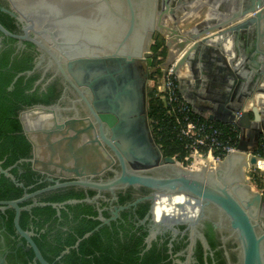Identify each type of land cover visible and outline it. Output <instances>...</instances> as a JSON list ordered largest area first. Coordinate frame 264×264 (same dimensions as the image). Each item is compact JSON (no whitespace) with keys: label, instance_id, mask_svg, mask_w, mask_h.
Instances as JSON below:
<instances>
[{"label":"water","instance_id":"water-1","mask_svg":"<svg viewBox=\"0 0 264 264\" xmlns=\"http://www.w3.org/2000/svg\"><path fill=\"white\" fill-rule=\"evenodd\" d=\"M61 1L66 0L35 2L46 15L41 25L34 16L2 10L21 26V35L0 25L3 37L16 40L19 47L22 42L30 43L39 54L34 69L18 74L8 90L19 77L31 75L46 60V68L55 67L65 87L77 94L79 99L74 103L83 102L94 120L81 118L74 106L72 117H64L62 112L66 110L58 105L35 106L18 115L21 130L33 148L31 167L51 185L16 201L0 202V210H14L15 233L25 241V249L32 250L33 261L48 264L30 239L31 234L20 229L21 210L50 206L59 216V210L67 204H96L101 193H108L115 201L116 191L143 188L158 197L183 195L194 198L197 204L212 205L235 232L240 263L264 264L260 221L264 219V195L247 190L238 176L242 166H255V152L264 143V0H72L96 5L93 20L80 15L63 18L56 5ZM57 22H61V29L49 28ZM61 30L62 36L57 33ZM147 32L152 33L154 41L158 37L163 40L168 51L165 68L173 66L178 93L192 112L200 114L194 97L204 98L203 92H197L199 59L200 69L213 61L222 72L217 77L225 84L211 96L214 109L209 111L208 121L218 120L229 130L236 129L238 144L237 153L225 157L219 169L184 170L172 158L164 157L155 144L146 116L144 63L151 67V53L143 52L142 42ZM238 41L239 49L233 47V52L226 54L224 45ZM225 56L231 58L228 64ZM115 161L119 172L112 169ZM107 172L113 177L101 180ZM0 175L22 186L7 170L0 168ZM63 188L91 190L96 195L83 201H33L26 208L18 206ZM97 211L100 225L83 239L109 224L102 211ZM117 217L114 212L110 220ZM146 244L149 248L150 239ZM67 253L65 250L62 255Z\"/></svg>","mask_w":264,"mask_h":264},{"label":"trees","instance_id":"trees-1","mask_svg":"<svg viewBox=\"0 0 264 264\" xmlns=\"http://www.w3.org/2000/svg\"><path fill=\"white\" fill-rule=\"evenodd\" d=\"M3 7H5V2L0 0V25L12 34L18 33L16 21L1 11ZM17 43L16 40L3 38L4 51L0 52V162H2L3 169L11 168V174L23 185V188L15 186L7 178L0 176V201H14L20 199L25 192L30 195L50 185L47 182H42L43 176L31 167L29 160L32 157V148L22 133L18 115L32 106H51L60 95V86L56 80L52 81L42 92L38 91L40 86L31 91L39 78L36 73L19 77L12 85L11 90L7 91L19 73L32 69L35 58V53L32 50L34 46L27 42H24V48L14 54ZM163 48L164 42L158 37L150 48L152 67H156L158 57L165 58L166 53ZM164 113L163 101L153 98L149 93L148 121L157 122L156 126L151 125L152 138L164 157L172 158L175 154H179L178 160H181L185 155L181 151L182 142L172 134V125L164 118ZM218 126L226 137L235 139V131L229 130L226 126ZM21 160L22 162H20ZM251 181L264 192L262 183L264 175L260 178L254 176ZM94 196L95 192L91 190L63 188L43 193L36 196L35 199L37 203L61 204L69 201H83ZM127 199V196L119 197V202L122 204ZM31 203V199L24 201L20 204V208ZM123 215L125 216V214ZM97 216L96 204L80 202L63 206L59 210V216L50 206H36L30 211L23 210L20 212L18 223L21 230L31 231L34 234L32 240L42 258L49 264H135L137 256L130 253L140 252L142 247L139 246L142 240L135 238L133 234L129 236L127 231H125V236L118 237L116 230L111 231L107 226H102L88 238L83 239L85 234L100 225V222L96 220ZM102 216L106 217V214L103 213ZM13 218L14 211L12 209L0 213L3 233L16 237ZM77 242L78 245L74 248ZM66 249H69L68 253L61 256ZM10 251V256L15 254L20 260L24 256L22 262H25L24 258L26 257L30 261L33 258L30 250L24 253L22 248H16L14 245L10 246ZM127 258L131 260L128 261ZM7 259L8 257H6Z\"/></svg>","mask_w":264,"mask_h":264},{"label":"flooded vegetation","instance_id":"flooded-vegetation-1","mask_svg":"<svg viewBox=\"0 0 264 264\" xmlns=\"http://www.w3.org/2000/svg\"><path fill=\"white\" fill-rule=\"evenodd\" d=\"M39 1L40 0H4L5 7L1 8V11L7 10L13 13L15 10L20 11L21 9H25L24 7H26L29 10L34 9V12L43 14V11H41L35 3ZM77 4L81 6L83 5L85 12H88L90 10L92 13H90L89 15H87L86 13L84 15L79 11L78 13H81L82 15L74 13L71 10ZM56 5L57 7H59L63 18H67L73 15H80L87 19L93 20L92 18L96 17L95 10L97 9V6L90 2L83 3L79 1L66 0L63 2H56ZM16 30L18 33H13L14 35L22 34L21 26L17 22ZM0 38V52H2L4 51L2 40L3 38L7 37H3L0 34ZM153 44H151L150 47H147V51L149 53H151L150 48ZM24 46V42L21 43L20 47L18 43L15 44L16 48L14 54H16L21 48H24ZM32 50L35 53V58L33 61V67L30 71L34 69L39 57V54L37 53L35 47H33ZM163 50L166 51L165 48H163ZM154 68H156L155 72L149 74H147L148 72L146 73L148 75L147 78L151 79L154 76L157 78L158 76H156V74H160V77L162 76L161 67L156 66ZM35 73L39 75V78L34 83L31 91L40 86L38 91L42 92L52 81L56 80L58 81V84L60 86V95L57 101L51 106L58 105L61 109H65L66 111L62 112V115L64 117H72L74 115L73 108L75 107L78 115L81 118L87 117L92 123L94 122L83 102L74 103L79 99L77 94L69 86L65 87L62 78L59 76V74L56 73L54 66L47 69L45 60V62H43V64L39 66L31 75ZM8 88L7 91H10L8 90ZM146 89L147 88H145V92L147 93ZM145 101L147 116L148 94H146ZM33 107L35 106H32L25 110L31 109ZM147 122H149L148 117ZM31 156L33 157V148L31 149ZM20 162H22V160ZM0 168L5 171L7 170L8 173L12 175L10 167L6 169L2 168V162H0ZM112 169L117 172L120 171L117 161H115V163L113 164ZM42 176L43 180L41 181L47 182L46 177L44 175ZM12 177L14 178L13 175ZM112 177L113 173L107 172L101 177V180L105 181L111 179ZM14 180L17 184H21L15 178ZM95 180L98 181L99 178ZM14 185L20 187L16 184ZM20 188H23V185ZM24 195L29 194L25 192L22 197ZM126 196L128 197V199L121 204L119 202V197ZM115 197L116 200L112 201L111 195H109L108 193H101L100 198L96 202V209L101 210L102 214H106V217H102L106 220H109V224H103L102 226H107L111 231L116 230L118 237L125 236V231H127V234L129 236L133 234L135 238H139L142 240V243L139 246L142 247L140 252H138L137 254L129 252L130 254H135V256H137L135 264H241L240 250L238 249L235 232L228 219L222 216L219 211L212 205L205 206L201 203L197 204L194 198H189L183 195L175 196L172 199H169L168 197H158L153 192L143 188H127L125 190L116 191ZM150 197H154V199H149ZM35 198L31 199L32 203L33 201L37 203ZM20 204L18 205L19 208ZM119 208L124 209L122 211H118ZM6 210L8 209H5L3 211L0 210V213H4ZM114 212H117L118 217L114 220H110L111 214ZM123 214H125V216ZM260 221L264 229V219H260ZM3 232V224L0 221V264H38L37 262L33 261L34 255L32 250L30 248L28 250L25 249L26 243L22 238L19 237V235L15 233V237L4 234ZM24 232L28 234L30 233V239L32 240L34 234L31 231ZM148 239H150L149 248H147L146 244V241ZM11 245H14V247L16 248H22L24 253L30 250L33 255L32 260L30 261L26 257L24 258L25 262H22L24 256H22V260H20L19 257L15 254L10 256ZM66 250L69 251V249ZM6 257H8L7 260ZM126 260L130 261L131 259L127 258Z\"/></svg>","mask_w":264,"mask_h":264},{"label":"built area","instance_id":"built-area-1","mask_svg":"<svg viewBox=\"0 0 264 264\" xmlns=\"http://www.w3.org/2000/svg\"><path fill=\"white\" fill-rule=\"evenodd\" d=\"M157 60L160 61L161 58L158 57ZM172 67L161 70L160 78L154 77L151 89L152 97L164 103V118L171 123L172 134L182 142L181 151L185 153L184 157L178 160L179 154H175L172 159L177 166L187 171L198 167L208 169L220 167L225 157L237 153V134L234 140L226 137L220 126L202 120L192 112L190 106L178 93L177 80L172 74ZM148 123L151 132V125L156 126L157 122ZM255 157L256 164L264 160V144H259ZM256 164L253 168L260 170Z\"/></svg>","mask_w":264,"mask_h":264},{"label":"crops","instance_id":"crops-1","mask_svg":"<svg viewBox=\"0 0 264 264\" xmlns=\"http://www.w3.org/2000/svg\"><path fill=\"white\" fill-rule=\"evenodd\" d=\"M210 8V10H212V8L211 7H209ZM216 12H217V9L215 10ZM201 19V18H200ZM261 28H262V31L264 30V26H261ZM249 31V30H248ZM245 36V35H244ZM151 39V40H150ZM243 42H244V39L242 40ZM149 42V43H148ZM239 43H241V41H238L236 44H233V43H230V42H228L226 45H224V50L226 51V54L228 53L229 54V52H233V47H236V48H238L239 49ZM151 44H152V33H150V32H147V34H146V38L144 39V41L142 42V46H143V52H148L147 51V47H150L151 46ZM233 44V45H232ZM238 44V45H237ZM235 52V51H234ZM167 54H168V51H167V49H166V57H167ZM224 58V61H225V63H227L228 64V62L230 61V59L231 58H233V54H231V58L230 57H223ZM199 62H200V59H199ZM197 63V66H196V73H197V81H198V88H197V92L198 93H202L203 92V94H204V98L203 99H201V98H199V97H194V99H195V101H196V103H197V113H200V114H196V112L194 113L198 118H200V119H202V120H207L208 121V118H209V116H210V113H209V111H212L214 108V104H213V102H211L212 101V99H213V97H211V96H213V94L214 93H217L218 92V89H220L221 87H224V84L222 83V81H220L219 79H218V77H217V73L219 74V75H223L222 74V72L221 71H218V66L216 65H214L215 63L213 62V61H209V62H207V66L205 67V68H203V67H201V69H200V63ZM167 60H166V58H165V61H164V63L160 66L161 67V69L162 70H165V69H167V68H169V67H167V68H165V66L167 65ZM236 63H239V61H238V59L236 60ZM217 64V63H216ZM206 74V76H204L205 74ZM203 74V75H202ZM214 74H216V76L214 77ZM210 75H213V77L212 78H210L209 76ZM155 77V76H154ZM154 77L153 78H151L150 80H149V83L151 82L152 84H149L150 86L148 87L149 89L152 87V85H153V79H154ZM191 80H190V86H193V84H194V79H193V77H189ZM215 78V79H214ZM219 80V81H218ZM193 83V84H192ZM148 85L146 84V87H147ZM214 87H216V88H214ZM147 88V89H148ZM187 88V87H186ZM216 113H219V111H216ZM217 117V119H219V116L217 115L216 116ZM226 120V119H225ZM212 123H214V124H217V125H221V126H223L221 123H219V121L218 120H216V121H214V122H212ZM233 131H235L236 133H237V131H236V129H233ZM238 135V134H237ZM250 143V142H249Z\"/></svg>","mask_w":264,"mask_h":264},{"label":"rangeland","instance_id":"rangeland-1","mask_svg":"<svg viewBox=\"0 0 264 264\" xmlns=\"http://www.w3.org/2000/svg\"><path fill=\"white\" fill-rule=\"evenodd\" d=\"M85 6V5H84ZM19 8H20V6H19ZM22 8H23V6H22ZM25 9H19L20 10V12H23V13H25V14H27V15H31V16H34V18H35V20L37 21V23H38V25H41V24H43L45 21H46V15L45 14H42V13H38V12H34V9H32V10H29V9H27L26 7H24ZM71 11H73L74 13H78V11L79 12H81L82 14H84L85 15V13L87 14V15H89L90 13H92L90 10L87 12H85V9H84V7H83V5L81 6V5H79V4H77V5H75L73 8H72V10ZM81 13H78V14H81ZM81 14V15H82ZM93 19V18H92ZM50 29L52 28L53 30H59V29H61V22H57V23H52L51 25H50V27H49ZM57 33H58V35H60V36H62L63 35V31L61 30L60 32L59 31H57ZM151 40V39H150ZM149 43V42H148ZM154 43V40L152 39V44ZM166 52V51H165ZM165 58H166V54H165ZM165 58L164 59H161L160 61L159 60H156L157 61V65L156 66H161L163 63H164V61H165ZM151 60V67L150 68H148L147 67V63L145 62L144 63V69L146 70V72H148L147 74H149V73H153V72H155V70H156V68H154V67H152V58L150 59ZM148 76V75H147ZM156 76H158V77H160V74H156ZM149 80H150V78H147L146 77V84L148 85L146 88H148L150 85L149 84H152L151 82L149 83ZM152 87H153V85H152ZM152 87L149 89H146L147 90V93L146 94H148V96H149V93H151V89H152ZM179 168H181L180 166H178ZM204 168V167H203ZM182 169H184V168H182ZM202 168H200V167H198V168H195L194 170H188V171H192V172H199L200 170H201ZM211 169H219V167H214V168H211ZM210 169V170H211ZM242 169H245V172H244V174H241V172L240 173H238L239 175L238 176H240L242 179H243V181H244V184H245V186H246V189L247 190H249V191H251L252 193H261V194H263L264 192H263V190H260V189H258L254 184H253V182L251 181L252 180V178L254 177V176H259V178H260V176H262V175H264V171H260V170H258V169H256V168H253V167H251V166H248V165H246V166H242V168H241V170ZM254 175V176H253ZM262 181V180H261ZM263 184H264V181L262 182Z\"/></svg>","mask_w":264,"mask_h":264},{"label":"bare ground","instance_id":"bare-ground-1","mask_svg":"<svg viewBox=\"0 0 264 264\" xmlns=\"http://www.w3.org/2000/svg\"><path fill=\"white\" fill-rule=\"evenodd\" d=\"M256 167L259 168L260 170L264 169V160H260L257 162ZM241 172V174H244L245 169H239V173Z\"/></svg>","mask_w":264,"mask_h":264}]
</instances>
